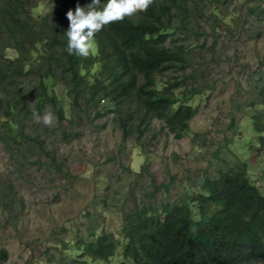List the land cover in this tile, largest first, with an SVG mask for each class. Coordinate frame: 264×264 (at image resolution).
I'll list each match as a JSON object with an SVG mask.
<instances>
[{
  "label": "trees",
  "instance_id": "1",
  "mask_svg": "<svg viewBox=\"0 0 264 264\" xmlns=\"http://www.w3.org/2000/svg\"><path fill=\"white\" fill-rule=\"evenodd\" d=\"M39 1L0 0V145L10 159L0 174V229L18 228L27 209L20 195L26 184L53 173L60 180L72 177L58 149L80 140L87 126L94 127L95 134L113 126L121 133L122 145L130 139L143 145L142 139L158 136L153 125L158 121L167 135L181 139L192 132L191 121L199 114L201 84L210 90L215 85L205 62L208 54L215 58L217 39L213 34L211 51L202 52L207 38L198 44L206 30L196 19L202 12L197 0H154L146 12L98 32L87 58L66 51L67 12L93 0H45L51 7L38 17L33 9ZM201 1L209 9L212 28L221 26L225 3ZM255 1L247 12L262 22L264 0ZM100 2L102 8L107 0ZM239 10L244 15L243 3ZM12 50L14 56L8 53ZM196 58L202 63H194ZM255 75L245 89L248 96L237 94L233 100L231 125L235 121L239 127L240 118L247 117L252 138L264 150V73L259 68ZM33 112L51 113L53 125L37 124ZM230 139L226 137L224 146ZM193 141L200 149L213 144L200 132ZM222 147L217 144L216 156ZM127 164L125 174L132 172ZM216 168H207L190 190L184 187L176 197L174 176L170 184H158L150 173L148 183L123 197L120 237L89 225L85 213L86 220L75 231L63 227L68 230L63 233H72L68 239L48 238L47 260L93 264L109 260L120 249L119 264H264V192L248 176L247 165ZM116 194L108 192L94 203L109 208ZM8 257L6 247L0 248V264Z\"/></svg>",
  "mask_w": 264,
  "mask_h": 264
},
{
  "label": "rangeland",
  "instance_id": "2",
  "mask_svg": "<svg viewBox=\"0 0 264 264\" xmlns=\"http://www.w3.org/2000/svg\"><path fill=\"white\" fill-rule=\"evenodd\" d=\"M197 1L202 12L196 19L206 30L205 34L199 36L198 44L207 38L206 45L202 46V52L207 54L211 51L214 34L218 48L215 58L211 59L208 54L205 62L215 85L210 90L201 84V91L204 92L203 96L197 97L200 109L191 121L192 132L176 139L174 134L167 135L162 131V125L156 121L153 124L158 132L156 138L151 135L142 139L143 145L130 139L122 145L121 133L113 126L102 134H95L96 129L87 126L86 134L80 140L61 144L59 156L69 162L72 177L64 176L60 180L56 173L46 178L39 176V179L20 189L27 209L18 228L9 226L0 229V248L6 247L9 253L3 264H52L47 260L48 238L68 239L72 233L63 232L75 231L80 221L86 220L85 213H89V225L97 227L99 231H113L120 237L122 221L118 208L124 201L123 197L132 188L148 183L150 173H154L158 184H170L174 176L172 195L176 197L177 193H184V187L190 190L193 181L204 176L207 168L227 169L245 164L248 176L264 192V150L252 138L250 121L243 117L239 120V127L235 121L231 125L233 100L237 94L248 96L245 89H250V81L256 78L255 73L259 68L264 73V66H260L264 63V21L258 22L255 15L247 12L248 5L255 4V0H221L226 7L220 8L222 25L213 29L208 20L209 9L204 7L206 2ZM242 3L244 15L239 10ZM50 7L49 1L42 0L37 2L33 12L39 17ZM92 45L95 46L94 42ZM8 53L14 56L16 51ZM194 63H202V60L196 58ZM198 78L201 81L200 74ZM56 89L61 98L67 101L66 94ZM247 99L239 98L240 101ZM243 111L249 112L245 107ZM98 121L101 125L103 120ZM195 132L202 133L213 144H208L204 149L198 148L193 141ZM233 135L235 137L231 140ZM226 137L232 142L227 141L229 143L224 146ZM219 143L223 144L221 149H224L216 156L214 149ZM110 157L114 159L109 160ZM125 164L132 169L129 174H125ZM144 165L147 166L146 170H143ZM9 166V155L0 145V174H4ZM108 192L118 193L113 195L116 200L109 208L102 202L96 206L94 199L99 197L101 200ZM64 226L68 228L67 231L63 229ZM121 261L119 249L109 260L99 259L93 264H119Z\"/></svg>",
  "mask_w": 264,
  "mask_h": 264
},
{
  "label": "clouds",
  "instance_id": "3",
  "mask_svg": "<svg viewBox=\"0 0 264 264\" xmlns=\"http://www.w3.org/2000/svg\"><path fill=\"white\" fill-rule=\"evenodd\" d=\"M153 3L154 0H107L101 8L100 0H93V3L86 7L77 5L74 11L67 12L70 24L65 33L66 51L69 55L87 58L92 52V43L96 34L105 26L146 12ZM33 119L45 127H51L54 123V116L49 112H45L42 116L33 112Z\"/></svg>",
  "mask_w": 264,
  "mask_h": 264
}]
</instances>
